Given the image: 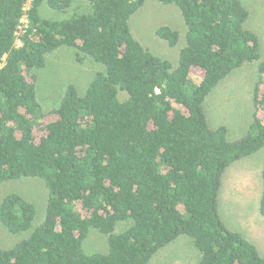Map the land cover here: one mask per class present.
I'll return each mask as SVG.
<instances>
[{"label":"trees","instance_id":"16d2710c","mask_svg":"<svg viewBox=\"0 0 264 264\" xmlns=\"http://www.w3.org/2000/svg\"><path fill=\"white\" fill-rule=\"evenodd\" d=\"M148 1L180 14V27L154 32L169 48L183 40L176 61L130 31ZM74 2L0 0V183L37 179L46 195L37 222L32 201L2 197L0 225L21 237L0 246V264H149L180 235L192 239L197 264H264L253 241L220 218L217 201L226 169L264 148V60L245 3ZM62 47L98 69L84 93L68 82L45 107L38 72ZM246 63L257 74L252 117L231 140L224 125L209 126L205 104ZM261 180L264 219V165ZM94 233L104 251L84 249Z\"/></svg>","mask_w":264,"mask_h":264},{"label":"rangeland","instance_id":"374dc122","mask_svg":"<svg viewBox=\"0 0 264 264\" xmlns=\"http://www.w3.org/2000/svg\"><path fill=\"white\" fill-rule=\"evenodd\" d=\"M242 1L250 12L246 25L258 34L260 59L264 60V0ZM74 3V9H82L85 6L84 0H75ZM41 14L53 17L45 7L41 9ZM180 24V14L175 7L156 1H148L129 20V28L135 39L154 55L173 61H176L183 40L180 39L175 47L169 48L154 32L160 25L178 28ZM62 48L64 49L59 48L49 55L46 67L38 72L36 91L38 89L45 107L56 104L64 85L68 82H73L84 93L88 82L98 69V66L88 59L76 61L71 49ZM256 75L255 65L246 63L230 73L208 95L205 107L209 126L224 125L228 139L232 140L245 134L251 122V94ZM263 165L264 148L229 166L222 175L217 198L220 218L230 229L249 237L261 255H264V219L258 212V203L262 191ZM8 192H15L32 201L36 206L34 222L40 219L38 217L44 210L46 200L41 181L24 178L0 183V201ZM19 236L8 233L0 225L2 248L12 247ZM105 247L104 237L96 233L91 234L84 245V249L89 252L104 251ZM197 260L198 252L192 239L180 235L160 248L151 257L149 264H197Z\"/></svg>","mask_w":264,"mask_h":264}]
</instances>
